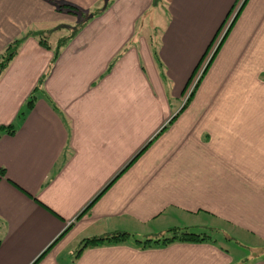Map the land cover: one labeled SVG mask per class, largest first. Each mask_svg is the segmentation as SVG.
Instances as JSON below:
<instances>
[{"label": "crops", "instance_id": "obj_1", "mask_svg": "<svg viewBox=\"0 0 264 264\" xmlns=\"http://www.w3.org/2000/svg\"><path fill=\"white\" fill-rule=\"evenodd\" d=\"M16 39L0 264H264V0H0V55ZM173 228L207 237L75 255L85 238Z\"/></svg>", "mask_w": 264, "mask_h": 264}, {"label": "trees", "instance_id": "obj_2", "mask_svg": "<svg viewBox=\"0 0 264 264\" xmlns=\"http://www.w3.org/2000/svg\"><path fill=\"white\" fill-rule=\"evenodd\" d=\"M157 2L158 0H154ZM69 12H72L74 14L78 13V8L72 5H68ZM85 25L84 22L78 24L76 27L73 28L71 35L68 38H63L60 43L58 44V47L56 49V57L59 54V51L62 49L63 46H65L70 39H72L78 31ZM40 43L44 45L45 47H51L50 42L45 38V36L40 35ZM22 39H16L14 40L7 48L6 50L0 55V75L3 73V71L8 67L9 63L12 61V59L17 54L19 47L21 45ZM116 57L112 63L110 64L109 70L113 67L117 59ZM43 80V79H42ZM37 92V88L34 89L31 96L29 97L27 101V107L31 108L34 105L35 102V94ZM0 130L6 131L8 133H13L15 131L14 125H2L0 126ZM2 175H5V170L1 169L0 172ZM89 208V206H88ZM86 208V211L88 210ZM0 228L3 226V221L0 220ZM207 237L205 234L195 233L191 232L186 229L182 228H173L170 229L168 232L159 234L156 236H148L144 237V239L138 238L136 235L128 232V231H116L112 232L106 235L102 236H93L89 238H85L82 240L81 245L77 249L75 255L78 257L82 251L89 247L103 245V244H110V243H120L125 242L127 240H130L133 238L136 243H138L140 246H154V245H168L175 241H202ZM1 243V239H0Z\"/></svg>", "mask_w": 264, "mask_h": 264}, {"label": "rangeland", "instance_id": "obj_3", "mask_svg": "<svg viewBox=\"0 0 264 264\" xmlns=\"http://www.w3.org/2000/svg\"><path fill=\"white\" fill-rule=\"evenodd\" d=\"M231 16H232V14H231ZM230 19L231 18H229L228 20H226L224 22V25L222 26V28L220 30V32L222 31L221 34L223 33L224 30L228 29L227 27L229 25ZM221 34L219 36H217V38H214V40H213V42H212V44L210 46V50L212 49L211 52L208 50L210 52V54L208 52L205 54L204 60H202V62L200 63V66L196 69L195 73L193 74V76L191 77L190 81L188 82V85H187L186 89L183 92V103H184V105L187 104V101L190 98H192V96L194 95V93L196 91L197 86L199 85L201 79L203 78L204 73L206 71V68H207L208 64L210 63V61L212 60V55L214 54V51H216L215 47L217 46L219 41L222 39L221 38ZM52 39H54V38H52ZM188 90L191 91V95L187 99L185 95L188 92ZM224 242L228 245L227 247L229 249H231L232 251H235V250L239 249V247L236 244L232 243V242H227V241H224ZM237 252L239 254L242 253V252H239V251H237Z\"/></svg>", "mask_w": 264, "mask_h": 264}, {"label": "built area", "instance_id": "obj_4", "mask_svg": "<svg viewBox=\"0 0 264 264\" xmlns=\"http://www.w3.org/2000/svg\"><path fill=\"white\" fill-rule=\"evenodd\" d=\"M191 95V91L188 90L187 94H186V98L188 99Z\"/></svg>", "mask_w": 264, "mask_h": 264}]
</instances>
